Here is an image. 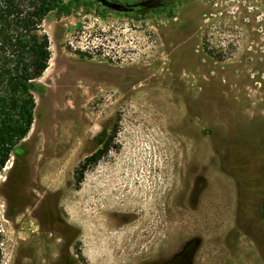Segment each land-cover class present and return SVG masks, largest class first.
I'll use <instances>...</instances> for the list:
<instances>
[{
	"label": "rangeland",
	"instance_id": "374dc122",
	"mask_svg": "<svg viewBox=\"0 0 264 264\" xmlns=\"http://www.w3.org/2000/svg\"><path fill=\"white\" fill-rule=\"evenodd\" d=\"M65 2L0 264H264V0Z\"/></svg>",
	"mask_w": 264,
	"mask_h": 264
},
{
	"label": "trees",
	"instance_id": "16d2710c",
	"mask_svg": "<svg viewBox=\"0 0 264 264\" xmlns=\"http://www.w3.org/2000/svg\"><path fill=\"white\" fill-rule=\"evenodd\" d=\"M70 14L65 0H0V171L33 123L32 83L41 78L51 59V42L43 23L50 13ZM86 156L76 169L79 183L85 170L110 149V141ZM0 229V262L2 260Z\"/></svg>",
	"mask_w": 264,
	"mask_h": 264
}]
</instances>
